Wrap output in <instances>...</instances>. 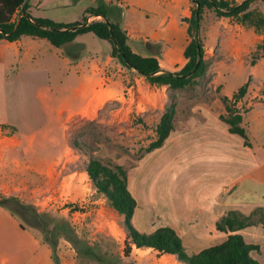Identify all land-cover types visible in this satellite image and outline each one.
I'll return each instance as SVG.
<instances>
[{"label":"rangeland","instance_id":"1","mask_svg":"<svg viewBox=\"0 0 264 264\" xmlns=\"http://www.w3.org/2000/svg\"><path fill=\"white\" fill-rule=\"evenodd\" d=\"M28 2L32 15L64 22L81 20L89 6L101 3L107 5L111 19L123 21L125 17H132L130 9L133 6L136 8V15L132 17L134 27L137 32L162 38L161 44L151 39L148 42L158 52L162 45L160 56L163 58L171 46L179 48L181 39L176 36L177 26L174 25L177 19L182 23V18L191 14L194 6L193 0H187L185 6H174L162 0H133L130 7L110 0ZM259 7L264 10V3H259ZM97 17L101 15H90L89 20ZM248 30L235 26L232 19L227 20L206 7L201 36L209 65L196 83L178 88L152 83L144 75L141 78L142 74L135 68L113 56L108 59L107 67L113 73L112 79L118 72H121L122 80L124 75L128 76L124 88L119 90L110 79L101 80L102 72L94 73L91 69L90 75L96 79L94 84L100 88L89 104L67 115L59 148L43 149L35 156L28 151L11 153L15 162L20 158V164L16 163L17 172L21 175L23 170L25 178L10 193L0 192V195L18 196L38 210L51 213L54 217L51 225L66 218L85 240L82 246L94 249L86 254L85 249L78 250L73 242L60 236L52 249L53 259L58 261L55 260L56 264H185L176 255L163 254L154 248L133 247L130 255H125L124 215L114 208L104 192L97 189L85 171L91 157L100 158L111 166L121 164L127 169L129 188L139 202L132 218L138 229L148 232L160 225H171L182 237L189 253L224 237L220 229L210 240L197 242L188 236L185 230L189 226L186 225L189 222L187 215L202 205L218 204L219 199L230 201L228 208L244 211L262 207L256 213L254 211L253 216L258 219L264 215V183L256 177L251 175L233 183L229 191L222 190L224 183L235 181L241 173L230 159L242 137L229 132L227 122L209 120L214 114L226 113V103L236 110L243 109L236 106L234 92L247 77V83L250 82L249 65L260 57L256 55L257 46L264 42L263 32L256 29L258 36ZM39 40L40 55H36L35 61L51 66L53 81L62 83V92L70 97L80 79L69 78L68 70L79 59L105 62L112 49L109 40L92 31L79 34L73 42L62 47L53 45L45 37H39ZM55 50L60 57H55ZM70 101L71 107H77L82 98ZM173 101L176 119L190 115L195 119L192 126L182 133L172 132L161 146L147 151L146 147L157 137L156 125L162 113ZM204 118L208 119V124L202 120ZM261 125V132L253 137L254 143H262L264 148V119ZM15 130L10 127L9 135ZM192 219L194 217L189 218ZM35 228L44 235L40 227ZM249 231L257 234V242L261 244V250L252 254L264 264V220L257 221ZM244 237L250 236L244 234Z\"/></svg>","mask_w":264,"mask_h":264},{"label":"crops","instance_id":"2","mask_svg":"<svg viewBox=\"0 0 264 264\" xmlns=\"http://www.w3.org/2000/svg\"><path fill=\"white\" fill-rule=\"evenodd\" d=\"M110 1L128 7L133 4V0ZM162 1L172 3L174 6H185L187 0ZM135 9L133 6L130 9L132 17L136 15ZM186 15L190 14L187 13ZM132 17H125L122 24L127 30L130 44L135 51L143 55L158 56L161 66L165 69L177 70V67H181L186 62L184 49L189 41V34L185 21L181 20L182 23H180L177 19L176 25H174L177 26L176 36L181 39L179 48L171 46L165 52L166 56L163 58L160 56L163 51L162 45H160L158 52L148 42L151 39V41L159 43L162 38L137 32ZM223 17L227 20L232 19L235 26L241 29L248 28L249 32L260 36L255 27L246 26L232 16ZM163 24L164 22L161 23V25ZM39 37L22 35L16 39H0V192L3 193H10L9 191L14 190L13 187L18 186L17 183H23L25 178L23 170L21 175L20 172H17L16 163L20 164V158L17 159L18 162H15L14 158L11 159V153L14 154L16 151L27 153L26 151H28L35 156L43 149L59 148L62 143L63 122L66 120L67 115L89 104L97 89L100 88L94 84L96 79H93V75H90L91 69L94 73L101 71V80L110 79L111 84H116L119 90L124 88L128 81L126 75H124L123 80L120 79L121 72H118V75L112 79L113 73L107 67L108 59L113 57L111 55L105 62L100 60L88 62L85 59H79L68 70V77H78L80 82L73 89L72 97L67 96L62 92L64 85L62 83L55 84L53 81L51 66L46 62L35 61L36 55H40L37 49L41 41ZM55 57H60L57 50H55ZM63 59L66 60L67 58ZM248 75L251 80L248 82L247 91L237 99L236 106L243 108L241 113L243 114V124L248 129L249 143L245 142V139L240 135L242 140L235 145L234 152L231 153L230 163L236 164L241 173L235 181L232 179L224 183L221 187L222 190L229 191L233 183L242 181L251 175L264 183V148L262 143H254L255 137H253L258 136L261 132V124L264 119V55L249 65ZM139 79L137 78V80ZM247 81H249L248 77L245 82ZM76 97L82 98V103L77 107H71L70 100ZM222 113L214 114V117L211 116L209 120L225 121L220 119ZM194 120L190 115H184V117L176 119V128L172 132L182 133L188 128L184 124L188 123L189 126H192ZM202 120L208 124V119L204 118ZM10 127L16 128L15 133H12V135H9ZM227 129L229 130L228 126ZM172 132L170 135H172ZM239 165L241 166L239 167ZM217 198H219L218 195ZM230 203V201L221 202L218 199V204L213 205L211 202L208 206L202 205L195 212L187 215L189 222L186 225L189 226L185 230H187L188 236H191L197 242L210 240V237L216 235V231L219 230L217 221L230 209H236L228 208ZM237 209L247 214L255 210ZM192 217L194 219L189 220ZM22 222L17 214L0 203V264H56L53 259L52 248L43 238V234L40 235L35 227L23 225ZM251 226L242 229L241 232L250 236L246 239L247 241L257 242L259 241L257 234L249 231ZM222 232L224 236L222 239H224L227 232ZM216 242L218 241L213 243ZM134 247L137 249L144 248L136 245ZM163 254L175 255L167 252H163Z\"/></svg>","mask_w":264,"mask_h":264},{"label":"trees","instance_id":"3","mask_svg":"<svg viewBox=\"0 0 264 264\" xmlns=\"http://www.w3.org/2000/svg\"><path fill=\"white\" fill-rule=\"evenodd\" d=\"M261 2L264 3V0H193L191 14L182 18L187 23L189 34V41L184 49L186 62L177 70L163 68L156 55H143L135 51L122 20L111 19L104 3L89 6L81 20L64 22L32 15L28 0H0V39H16L22 35L40 36L49 39L53 45L62 47L73 42L79 34L92 31L100 38L111 42V55L118 57L126 66L135 68L152 83L178 88L196 83L205 75L208 68L201 36L205 8L210 7L221 16L235 17L242 24L253 26L264 33V10L259 7ZM90 15L101 17L88 20ZM256 55H264V42L258 44ZM247 87V82L239 86L234 92L235 98L243 96ZM224 98L227 99V96ZM226 108L227 112L222 113L221 118L228 123L229 131L241 135L245 142L249 143L248 129L243 124V114L228 103ZM176 113V103L173 101L162 113L156 125L157 137L146 147L147 151L161 146L176 128ZM85 169L97 189L104 192L114 208L124 215L127 231L125 255H130L136 245L175 254L185 264H261L252 254L253 251H260L261 244L247 241L241 230L260 219L264 220V215H261L259 220L253 216L254 211L256 213L258 209H263L262 207L250 214L230 209L217 221V228L227 232V236L195 253H189L182 237L173 226L160 225L146 232L134 225L132 218L139 202L129 188L128 171L123 165L111 166L100 158L91 157ZM0 203L17 214L23 225L40 227L44 233L43 238L52 249L56 247L60 236H63L73 242L78 250L85 249L86 254L94 250L90 246H82L85 240L80 238L66 218H61L51 225L54 218L51 213L40 211L34 204L25 202L15 195H0Z\"/></svg>","mask_w":264,"mask_h":264},{"label":"water","instance_id":"4","mask_svg":"<svg viewBox=\"0 0 264 264\" xmlns=\"http://www.w3.org/2000/svg\"><path fill=\"white\" fill-rule=\"evenodd\" d=\"M88 20H89V19H88ZM184 126L188 127L189 125H188V123H185Z\"/></svg>","mask_w":264,"mask_h":264},{"label":"built area","instance_id":"5","mask_svg":"<svg viewBox=\"0 0 264 264\" xmlns=\"http://www.w3.org/2000/svg\"><path fill=\"white\" fill-rule=\"evenodd\" d=\"M129 93H131V91H129Z\"/></svg>","mask_w":264,"mask_h":264}]
</instances>
